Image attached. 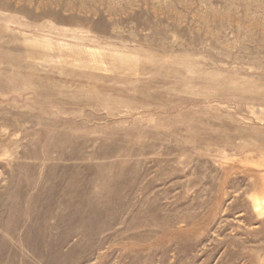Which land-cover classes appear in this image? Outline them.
<instances>
[{"label":"rangeland","instance_id":"obj_1","mask_svg":"<svg viewBox=\"0 0 264 264\" xmlns=\"http://www.w3.org/2000/svg\"><path fill=\"white\" fill-rule=\"evenodd\" d=\"M0 264H264V0H0Z\"/></svg>","mask_w":264,"mask_h":264}]
</instances>
